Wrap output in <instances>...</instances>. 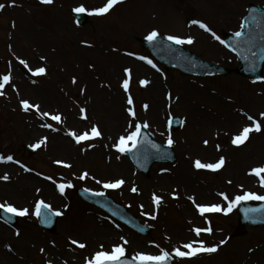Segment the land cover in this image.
<instances>
[{"label": "rangeland", "instance_id": "rangeland-1", "mask_svg": "<svg viewBox=\"0 0 264 264\" xmlns=\"http://www.w3.org/2000/svg\"><path fill=\"white\" fill-rule=\"evenodd\" d=\"M106 2L53 0L44 4L41 0H14V3L0 0L5 4L0 9V77L10 76L0 89L3 93L0 131L8 133L6 148L12 151L8 155L25 166L18 173L13 165L4 164V171L10 176L4 180L6 186L0 191V202L29 209L28 215H17L20 221L16 228L0 225V264H85L101 245L109 251L115 244L123 245L125 256L131 257L137 252L158 255L163 249L172 256L174 264H264V228H248L246 235L234 236L235 206L227 213L203 215L196 207L219 204L221 209L227 208L230 201L246 191L264 196L260 178L250 173L251 168L264 165V117L260 116L264 112V79L255 81L238 74L235 56L221 43L225 33L240 29L246 7L254 3L264 8V0H125L102 15L87 12L89 20L84 26L77 25L71 16L72 9L81 4L92 9ZM193 20L203 22L211 31L199 24L190 25ZM153 29L166 37L191 36L192 43L183 46L228 67L230 74L194 78L163 68L139 43ZM140 57H147L152 64ZM17 58L23 59L28 67ZM39 67L45 68V73L34 75L29 71ZM125 68L130 69L131 76L127 93L121 86L126 78ZM261 74L264 77V65ZM141 79L148 83L141 85ZM129 95L133 98L132 105L127 103ZM26 98L30 104L39 106L38 111L31 108L26 113L31 121L46 127L52 125L47 117L59 114L61 120L55 125L58 129L79 133L96 125L101 132V137L92 139L90 144H73L68 153L62 152V157V149L48 146L51 160L63 162L47 171L42 169L41 175L51 177V181L31 172L27 164L35 167L33 163L38 159L21 147L38 143L44 132H27L7 120L13 119L16 112L19 119L23 118L17 104ZM111 103L115 105L112 110ZM130 107L135 116L127 114ZM81 108L85 110L83 114ZM45 112L49 115L42 116ZM172 114L183 120L176 132L167 126ZM36 115H40L38 119ZM248 116L261 122V131H252L243 144L233 145L232 137L251 124ZM19 119L15 116L16 122ZM137 122L147 123L149 132L166 144L171 135L177 156L175 163L154 164L150 173L143 176L122 152L121 162L114 160L117 153L111 147L114 149L121 136L134 131ZM50 128L46 127L49 139L57 130ZM1 133L0 144L4 136ZM205 140L207 145L203 143ZM96 141L100 147H94L95 144L91 147ZM44 143L35 148L38 155H42ZM221 156L225 163L218 170L194 166L196 159L214 163ZM105 158L111 159L110 163ZM121 163L128 175L119 172ZM84 172L88 175L82 180ZM116 179L125 183L119 188L103 187V182ZM69 182L72 186L65 187L61 194L57 184ZM80 186L103 191L124 204L151 225V235L137 236L81 201L74 193V188ZM133 186L136 192L131 191ZM153 193L162 197L158 206L152 202ZM37 200L62 213L52 232L37 227L31 213ZM194 228H210L213 232L197 235ZM72 239L86 246L73 245ZM196 240H203L206 246L216 244L217 251L191 257H178L172 252L176 247L186 251L183 244ZM221 240L225 243L220 244Z\"/></svg>", "mask_w": 264, "mask_h": 264}, {"label": "snow or ice", "instance_id": "snow-or-ice-1", "mask_svg": "<svg viewBox=\"0 0 264 264\" xmlns=\"http://www.w3.org/2000/svg\"><path fill=\"white\" fill-rule=\"evenodd\" d=\"M10 2L14 3V0H10ZM52 2H53V0H41V3H44V4H51ZM119 2H120V0H107V2L104 3L102 7H97V8H92V9H86L85 6L83 4H81V5L73 8L72 11L75 13L88 12L89 14L102 15V14L109 12V10L114 5L118 4ZM4 7H5V4L0 3V9H3ZM191 23L199 24V26L201 28H203L207 31H211V29L208 28V26L206 24H204L203 22H201L199 20H193V21H191ZM158 35H159V33L157 32V30L153 29L152 31H150L147 34L145 39L148 40L149 42H153L157 39ZM213 35L215 36V33H213ZM235 35L237 37H241L242 33L238 31L235 33ZM215 38L217 40H220L219 36H215ZM167 40L173 41L176 44H184V43H192L193 38L191 36L184 38V37H180L178 35H168ZM221 43H223V41H221ZM129 55H132V53H129ZM17 59H19V58H17ZM41 59H43V57H41ZM140 59L147 60V62L149 64H152V61L148 60L147 57H140ZM19 63L24 65L26 68L28 67L27 63L23 59H19ZM152 66L155 67L154 64ZM29 71H33V70L29 69ZM45 71H46L45 68L39 67V68H36L34 70L33 74L34 75L43 74V73H45ZM124 73L126 74V78L122 81L121 86L124 89V91L127 93L129 91V83H130V79H131L130 69L125 68ZM258 79H264V77H258ZM9 80H10L9 75H3L2 77H0V89H3L5 84L8 83ZM73 83H75V78H73ZM139 83L141 85H145L148 83V81L141 79ZM81 91H83V89H81ZM2 94L3 93H0V95H2ZM20 103H21V105L25 111H28L31 108H36L37 111L39 110L38 105L30 104L28 100H21ZM127 103H128V105L133 104V98L131 95L128 96ZM144 107L147 108L148 106L144 105ZM80 111L83 114L85 110L83 108H81ZM128 112L130 115L135 116V113L133 112L131 107L128 108ZM41 115L42 116H48L49 113L45 112V113H41ZM260 116L264 117V112L260 113ZM51 119L59 122L61 120V117L59 114H56V115H52ZM248 120L251 121V124L245 125L238 134H236L232 137L231 143L233 145L243 144L248 139L250 132L261 131V122L256 121L252 116H248ZM169 123H171V121H169ZM181 123H183V121H181ZM147 126H148L147 123L143 124V127H147ZM46 127L50 128V127H52V125L49 124V125H46ZM141 127H142V125L139 122H137L135 125V130L131 131L126 136H121L119 138L118 142L113 145V147H115L119 152H122V153L125 151H131V149L135 148L139 142L138 137H139L140 132H141ZM68 134L71 135L77 143H80L81 141L89 140L93 137H99L101 135V132L96 125H93L91 127L90 131H86V132H83L80 134H77L73 131H70ZM42 143H44L43 139L36 144L30 145V147L37 148ZM167 143L169 145H171L173 143V139H172L171 135H169ZM203 143L205 145H207L208 141L205 140ZM153 147H159V146L153 144ZM217 149H219V145H217ZM8 161H13L12 155H7V156L0 155V162H8ZM16 163H19V161H16ZM55 163L61 164L63 162L58 160ZM224 163H225V158L223 156H221L214 163H202L200 159H196L194 161V166L197 169L204 168V169H211V170L215 171V170H218L219 168H221ZM250 173L255 174L257 177H259L260 178L259 182H260L261 186H264V175H262V173H264V165H259V166L251 168ZM87 175H88L87 172L82 173L80 176V179H82V180L85 179L87 177ZM2 179L7 180L8 176L5 174L2 177ZM49 179H51V177H49ZM124 183H125V181L123 179H116L113 181L103 182V187L104 188H119ZM71 186L72 185L70 182L67 185L60 183V184H57V189L59 190V192L61 194H63L65 187H71ZM37 191H39V189H37ZM86 191H92V190L86 189ZM131 191L136 192L137 188L135 186H133L131 188ZM94 194L95 195H103V193H94ZM220 195L224 196L223 193H221ZM224 198L228 199L227 196H225ZM188 199L193 200V197L189 196ZM248 199L264 200V196L257 195V193H255V192L246 191L243 193V195H237L234 200L230 201L227 208L221 209V206L219 204H211V205L197 204L196 207L202 215L204 213H207V212H219V211H224L225 213H227V212L231 211V208L233 206H235V204L239 203V201L248 200ZM161 200H162L161 196L153 193V197H152L153 204L158 206L159 203L161 202ZM65 207H67V205H65ZM0 209H2L5 213H11V214L18 215V216H26L29 214L28 208H17V207H14L12 204L7 203V202L0 203ZM45 209L49 210L54 215H57V216L62 215V213L60 211L53 210L52 206L50 204L45 203L43 200H37L35 202V209H34L32 214L37 216V217L43 216V219L41 220L42 223H48L49 222L48 212L42 211ZM250 211H256V210L252 209ZM145 215H148V213H145ZM152 218L155 219V216H153ZM193 231L197 235H200L201 232H210L211 229L210 228H194ZM17 235H19V232H17ZM120 239L124 240V237H121ZM71 243L73 245H78L80 248H84L86 246L83 243H78V241L74 240V239L71 240ZM124 243L126 244L127 241H124ZM224 243H225L224 240L220 241V244H224ZM182 247H183V249H186V251L181 250L180 247H176V248L172 249V252L178 257H191V256H194V255L201 253V252L212 253V252L217 251V245L216 244H213L211 246H206V244L203 240L189 241L188 243L183 244ZM41 251H43V249H41ZM124 256H125V248L121 244L113 245L111 250H109V251L104 250L103 246L101 245L100 249L98 251H96L95 253H93L90 259H86L85 264H130V261L123 259ZM168 258H169V252L161 249L160 253L158 255H153V254H148V253H143V252H137V253H135V256L132 259L136 261V264H167Z\"/></svg>", "mask_w": 264, "mask_h": 264}, {"label": "water", "instance_id": "water-1", "mask_svg": "<svg viewBox=\"0 0 264 264\" xmlns=\"http://www.w3.org/2000/svg\"><path fill=\"white\" fill-rule=\"evenodd\" d=\"M257 27L263 29L259 33V39H260L259 42L253 41L247 35L246 36L242 35L240 38L236 39V42L239 45L235 44L232 40V44L234 48L237 50V52L240 54L241 56L240 60L242 61L243 64L244 62L255 63L258 66L259 62L264 60V20L260 18L259 15L256 14L254 21H252L250 25L247 26V29L251 31ZM149 46L151 49H153V52L157 58L161 59L164 63L179 67L182 70L200 73L203 68L204 72H208V73L214 72L213 69H217V71L220 73L223 72V70L221 71L220 68H215L216 66H212V65L210 66V64L207 65L199 60H196L198 59L196 56L191 55L187 50H184L183 48H180L176 45L156 39L155 41L150 42ZM240 69L243 70L242 66ZM255 72L256 73L258 72V68ZM223 73H225V71ZM153 144L157 145L151 140L149 136H147L144 132H141L140 141L136 148V152H138L140 156L135 155L134 153L133 155L135 156V158L141 159L142 165L144 166L145 169L144 171H147L151 162L163 158L162 156L165 153V152H161L159 147H153ZM82 194L85 197L89 195L84 191L82 192ZM107 204H109L110 206L108 208L105 207L104 208L110 214L128 223L129 225H132V220L129 217L127 218L130 221H127L124 218H122V217H126V215L121 211V209L113 206L111 202L108 200H107ZM252 209H255L256 211H250ZM238 213L242 215V218L239 219V225L241 231L246 224L252 226L264 225V202L258 205L241 204ZM139 230L144 231V227H140ZM128 261H130V264H136V261H132V260H128ZM167 264H170L169 260L167 261Z\"/></svg>", "mask_w": 264, "mask_h": 264}, {"label": "bare ground", "instance_id": "bare-ground-1", "mask_svg": "<svg viewBox=\"0 0 264 264\" xmlns=\"http://www.w3.org/2000/svg\"><path fill=\"white\" fill-rule=\"evenodd\" d=\"M150 3H154V2L151 1ZM192 24H194V23H190V25H192ZM193 30H194V29H193ZM114 106H115L114 103H111V110L113 109ZM27 126H28V128H31V127H35L36 124L33 123L32 121H28V122H27ZM57 143H59L60 145H63V144H64V141L59 139ZM118 158H119V157H118ZM2 166H3V165H0V168H1ZM1 170L3 171V169H1ZM120 171H121V173H122L123 175H128V174H129L128 171H127V169H126V167H125V165H124V163H121V165H120ZM0 175H5V172H0Z\"/></svg>", "mask_w": 264, "mask_h": 264}]
</instances>
